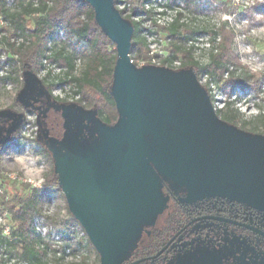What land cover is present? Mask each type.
Listing matches in <instances>:
<instances>
[{
	"label": "rangeland",
	"instance_id": "374dc122",
	"mask_svg": "<svg viewBox=\"0 0 264 264\" xmlns=\"http://www.w3.org/2000/svg\"><path fill=\"white\" fill-rule=\"evenodd\" d=\"M138 2L118 0L117 10L122 11L124 16H131L132 21L141 25L142 37L146 40L149 55L153 57L150 61L154 65H160L170 54L168 30L179 14L182 15L180 24H184V32L198 31L192 39L182 43L184 48L193 49L196 61L207 63L213 46L217 48L219 46L218 39L215 44L211 43L212 33H219V29L225 27L235 35L233 49L240 62L248 60L264 63V32L261 31L264 29V0H145L144 10L134 13ZM226 3H230L229 10L226 9ZM12 4L13 0H8V5ZM6 25L5 20L0 18V40L4 36L2 28ZM61 46H65L67 52L74 54L73 75L79 76L84 69L87 48L82 45L75 46L74 42L60 31L48 45L43 66L39 71L41 79L48 77L49 81L57 80L68 71L67 66L58 65L48 59ZM248 48L252 49L251 53L247 51ZM6 61V51L1 50L0 64L3 67L0 69V106L7 103L9 106L2 110L10 108L16 110L18 107L14 99L17 85L13 80L16 63ZM147 63V60L143 59L137 62L139 67ZM180 64L181 61L178 60L174 65L178 67ZM242 65L244 70L251 73L247 65ZM258 75L261 84L257 92L237 87L232 93L222 90L221 84L218 85L214 77L209 75L201 77V84L212 96L215 109L223 110L227 115L236 118V121H229L220 117L211 106L206 105L208 102L203 89L195 85L196 78L191 75L172 74L164 70L148 74L138 73L142 99L153 95L151 93L153 88H150L151 85L147 82H156L155 85L159 88L155 87L154 90H159L158 95L164 102L158 101V98H154V102L158 101L160 109L164 108L170 114L175 113L173 117L180 115V118H186L190 122V128H182L180 132L168 130V134L162 136L155 149L157 155L152 159L155 170L148 169L143 163L125 179L118 198L120 206L123 207L122 212L126 208L128 214L140 216L147 206L145 197L150 199L155 192L163 194L161 181L167 183L172 190L177 191L180 188L188 192L189 197L195 200L225 199L228 202H238L246 209L264 211V135L251 130L260 127L257 116L264 111V73ZM116 93L118 101L122 102L125 90L120 79L117 81ZM53 95L70 102L77 101L80 97L75 94L74 87L70 84L57 86ZM228 103L231 105L227 110ZM177 105H181L182 114L176 112ZM173 117L170 119L173 120ZM37 120L36 112L26 114L17 142L23 147L18 144L11 145L0 153V160H10L14 154H25L27 151L29 156L37 158L29 161L33 167L49 165L53 171V153L50 152L48 156L43 153L44 142H48V139L45 138L43 141L40 139ZM177 126L180 128L183 125L177 123ZM109 131L112 132L111 129ZM166 131L164 130L165 133ZM123 139L122 134L118 147H115L117 151L109 159L100 161L99 165L96 163L90 165L88 168L91 173L90 181L120 157L124 147ZM145 141V145L148 146L149 138L146 137ZM45 147L56 152L59 150L54 144ZM78 157L72 153L59 158L64 166V174H77L87 169L81 160L79 161L81 166L74 167ZM15 171L16 178L20 180H12L4 174L3 169H0V196L5 198L6 202L18 195L26 198L30 189H40L24 181L23 171L20 169ZM59 188L45 191L46 198L41 212L31 220L33 236L38 239V247L44 254L41 261L44 264H100V256L88 247L87 234L73 220L72 214L68 212L67 218L55 219L42 215L44 206L57 200L63 201L68 210L64 193ZM122 212L120 213L123 214ZM2 217L12 229L17 227L10 211L0 202V219ZM121 218L120 215L119 220ZM245 220L256 226H263L261 222L254 221L248 216ZM47 231L51 232L50 236L52 233L60 236L61 242L45 240L43 234ZM255 236L259 240L263 239L259 235ZM133 242L134 240L129 242L127 248H130ZM65 247L70 248V253H67ZM4 251L5 249L0 247L1 264L6 259ZM12 259L10 263L5 264H23L27 261L15 254Z\"/></svg>",
	"mask_w": 264,
	"mask_h": 264
},
{
	"label": "trees",
	"instance_id": "16d2710c",
	"mask_svg": "<svg viewBox=\"0 0 264 264\" xmlns=\"http://www.w3.org/2000/svg\"><path fill=\"white\" fill-rule=\"evenodd\" d=\"M113 1L117 9L118 0ZM138 1L134 13L144 10L145 0ZM226 4V9L229 10L230 3ZM118 15L133 28L130 32L131 59L136 68L145 74L164 70L172 74L191 75L196 78L195 83L206 92L214 109L212 96L201 84V77L204 75L214 77L215 82L221 84L222 90L227 93H232L237 87L254 92L259 90L260 76L244 70L239 56L233 49L235 35L231 30L222 27L219 33H212L211 43L215 44L218 39L219 46H213L207 63H201L194 59L192 48L186 49L182 45L192 39L198 31L184 32V24H180L182 15L179 14L168 30L170 54L160 65H154L150 61L153 57L149 55L146 40L142 37L141 25L132 21L131 16H124L122 11H118ZM0 18L7 23L1 31L4 36L0 40V52L6 51V62L16 63L13 80L17 85L14 101L18 107L16 110L10 108L0 111V153L11 145H20L17 143L18 137L28 112L38 114L40 139H48V142H44V155L53 153V171L46 175V183L42 189H30L26 198L18 195L8 202L0 196L1 205L10 211L17 226L12 230L10 238L0 236V244L6 245V252H10L11 257L15 254L30 264H44L41 261L44 254L38 247V239L33 236L31 220L41 212L47 189L60 187L62 191L64 166L59 158L75 153L71 141L74 136L66 123L73 124L74 130L79 133L81 146H94L104 160L111 149L110 147L106 151L112 137L109 130L116 128L123 121L122 104L118 101L116 93L119 77L118 54L116 44L87 0H13L11 6L8 5V0H0ZM60 31H63L75 46L82 45L87 48L85 67L79 76L73 75L74 54L67 52L65 46H61L48 59L58 65L67 66L68 71L57 80L49 81L48 77L41 79L39 71L43 66L48 45ZM141 59L147 60L148 63L139 67L137 62ZM178 60L181 64L176 67L174 64ZM2 67L0 64V69ZM225 75L227 78H224ZM64 84L74 87L75 94L80 96L77 101L61 100L53 95L56 87ZM230 105L228 103L227 110ZM214 112L223 119L236 121L233 115H227L223 110L215 109ZM257 117L260 127L251 130L264 135V111ZM50 144H54L59 150L56 152L45 147ZM252 210L260 212L257 209ZM68 212L72 214L69 209ZM72 217L77 222L75 217ZM87 245L95 250L89 238Z\"/></svg>",
	"mask_w": 264,
	"mask_h": 264
},
{
	"label": "flooded vegetation",
	"instance_id": "af4514ba",
	"mask_svg": "<svg viewBox=\"0 0 264 264\" xmlns=\"http://www.w3.org/2000/svg\"><path fill=\"white\" fill-rule=\"evenodd\" d=\"M66 124L80 144L73 124ZM168 127L174 130L173 125ZM156 155L154 146L145 148L141 164L155 170L152 159ZM161 183L163 194L155 192L150 199L145 197L147 206L140 216L128 214L126 208L122 212L123 207L113 195L108 217L96 214L116 264H264V235L253 230L264 233V211L246 209L225 199L195 200L188 192L180 188L175 191L164 181ZM247 216L263 226L249 223Z\"/></svg>",
	"mask_w": 264,
	"mask_h": 264
},
{
	"label": "water",
	"instance_id": "95a60500",
	"mask_svg": "<svg viewBox=\"0 0 264 264\" xmlns=\"http://www.w3.org/2000/svg\"><path fill=\"white\" fill-rule=\"evenodd\" d=\"M87 1L94 8L104 29L116 44L118 79L122 82L125 90L123 103L121 102L123 121L119 126L111 129L112 137L106 151L110 147L112 151L110 149L107 152V158L104 160L101 159L100 152L96 151L94 146H81L78 140L73 138L72 148L75 151L73 154L76 157L79 156L74 167H80L79 161L81 160L87 169L77 174L63 173L61 187L69 211L82 226L93 247L98 252L100 264H116L113 248L104 236L101 227L97 225L96 214H105L108 217L110 197L113 195L118 200L123 182L132 171L141 165L142 160L145 158V148L148 147L149 149V147L154 146V149H156L159 140L162 136L168 134V130L173 132L178 129L180 132V130H183L182 128H190V122L186 118H180V115H178L179 117H173L175 113L170 114L164 108H159L158 101L164 102V100L158 95L159 90H154L155 87L159 88V86L152 81L147 82L151 85L150 88H153L151 91L152 97L142 99L138 73L143 71L136 68L130 55L132 26H129L118 15L113 0ZM195 85L202 88L196 83ZM203 93L208 102L206 105L211 106L210 98L204 90ZM154 98H158V101L154 102ZM212 109L215 111L214 108ZM176 112L182 114L181 105H177ZM170 117H173L174 121ZM177 123H181L183 126L179 128ZM169 124L174 126V130L168 127ZM164 130H167L166 133ZM122 134L124 135V147L120 157L100 175L96 176L93 181H90L91 173L88 169L90 165L92 163L99 165L100 161H105L115 154L117 151L115 147H118ZM145 136L152 140L148 146L145 145ZM96 145L99 146V144ZM92 156L93 158H91ZM253 230L264 235L262 231Z\"/></svg>",
	"mask_w": 264,
	"mask_h": 264
},
{
	"label": "clouds",
	"instance_id": "9594fccd",
	"mask_svg": "<svg viewBox=\"0 0 264 264\" xmlns=\"http://www.w3.org/2000/svg\"><path fill=\"white\" fill-rule=\"evenodd\" d=\"M260 14H258L259 18ZM264 32V29L261 30ZM249 53L252 52L251 48H248ZM242 64L248 66L250 72L254 75L264 73V63H257L256 61H241ZM9 105L4 103L0 106V110L7 108ZM28 135L27 133L25 134ZM32 159H37L31 157L27 154H14L10 160H0V169L4 170V174L8 175L10 178H16V169H20L24 173V181L32 184L35 188H42L46 183V173L51 171L49 165H44L40 167H33L29 161ZM42 215L45 218L55 219L57 217L67 218L68 210L66 205L63 204V201H53L50 204L44 206V211Z\"/></svg>",
	"mask_w": 264,
	"mask_h": 264
},
{
	"label": "built area",
	"instance_id": "2783aa9c",
	"mask_svg": "<svg viewBox=\"0 0 264 264\" xmlns=\"http://www.w3.org/2000/svg\"><path fill=\"white\" fill-rule=\"evenodd\" d=\"M119 6V4H116V8ZM133 61V60H132ZM20 147H23L22 145H19ZM9 180V179H8ZM12 180H20V178H15V179H12ZM35 188V187H34ZM43 188V187H42ZM42 188H40V189H42ZM0 222H2V225H0V236L1 237H4V238H10L11 237V233H12V227L10 226V225H8L7 224V222H6V219H4L3 217L0 219ZM51 233V232H50ZM50 233H49V231H47V232H45L44 234H43V238L45 239V240H47V241H58V242H61V239H60V236H57L55 233H52V236H50ZM0 247L2 248V249H5V256H6V259L3 261V264H5V262L6 263H10L11 262V259H12V257L9 255V253H7L6 252V245H2V244H0ZM65 249H66V247H65ZM66 251H67V253H70V248L69 247H67V249H66ZM9 258H8V257ZM8 260H10V261H8ZM12 260H14V259H12ZM0 264H1V261H0ZM23 264H29V262L28 261H24L23 262Z\"/></svg>",
	"mask_w": 264,
	"mask_h": 264
}]
</instances>
